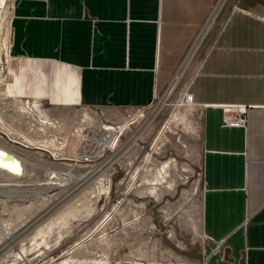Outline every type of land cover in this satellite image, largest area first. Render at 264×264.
I'll return each mask as SVG.
<instances>
[{"label":"rangeland","instance_id":"obj_1","mask_svg":"<svg viewBox=\"0 0 264 264\" xmlns=\"http://www.w3.org/2000/svg\"><path fill=\"white\" fill-rule=\"evenodd\" d=\"M16 1L0 0V147L21 167L0 171V264H205L201 110L182 98L234 0L144 108L35 98L62 73L12 53ZM241 117L264 140V111Z\"/></svg>","mask_w":264,"mask_h":264},{"label":"crops","instance_id":"obj_2","mask_svg":"<svg viewBox=\"0 0 264 264\" xmlns=\"http://www.w3.org/2000/svg\"><path fill=\"white\" fill-rule=\"evenodd\" d=\"M223 1L17 0L11 50L61 71L50 81L55 92L40 87L35 98L144 108L169 86ZM187 94L201 110L205 264H264V140L247 122L225 124L239 111L224 110L264 111V0L233 1Z\"/></svg>","mask_w":264,"mask_h":264},{"label":"bare ground","instance_id":"obj_3","mask_svg":"<svg viewBox=\"0 0 264 264\" xmlns=\"http://www.w3.org/2000/svg\"><path fill=\"white\" fill-rule=\"evenodd\" d=\"M222 1V0H221ZM217 7L215 8V10ZM214 15V13H213ZM212 15V17H213ZM190 97L188 94H185L182 98V104H190ZM238 110V109H236ZM0 171H3L7 174L16 175L21 172V167L17 158L10 153L7 149L0 147ZM21 174V173H20ZM19 175V174H18Z\"/></svg>","mask_w":264,"mask_h":264},{"label":"built area","instance_id":"obj_4","mask_svg":"<svg viewBox=\"0 0 264 264\" xmlns=\"http://www.w3.org/2000/svg\"><path fill=\"white\" fill-rule=\"evenodd\" d=\"M156 99V97H155ZM238 109L239 114H236L235 116H232L231 118H227L225 120V124L227 125H235V126H243L245 121L242 119L241 115L244 112V108L243 107H236V106H228L226 107L224 110L229 111V110H236Z\"/></svg>","mask_w":264,"mask_h":264}]
</instances>
